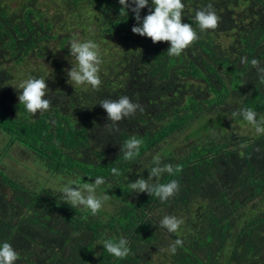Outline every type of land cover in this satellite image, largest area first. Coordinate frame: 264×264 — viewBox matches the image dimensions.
Wrapping results in <instances>:
<instances>
[{
	"label": "trees",
	"instance_id": "trees-1",
	"mask_svg": "<svg viewBox=\"0 0 264 264\" xmlns=\"http://www.w3.org/2000/svg\"><path fill=\"white\" fill-rule=\"evenodd\" d=\"M52 3L59 11L99 6L96 21L84 16L75 26L84 41L118 39V51L101 55L99 90L56 92L50 83V109L32 117L19 104V89L6 85L10 74L2 59L41 56L53 39L66 52L77 34L69 33L70 20L61 13L32 4L16 12L0 0V133L8 135L0 149V244L12 245L15 264H160L153 258L159 251L169 264H264V134L230 130L242 119L234 111L264 115V83L251 67L253 58L264 66V0H182V23L199 39L179 57L167 54L168 42L133 34L134 14H122L118 0ZM208 4L221 20L217 29L200 33L195 11ZM146 14L142 9L141 18ZM231 31L225 45L217 39ZM121 96L144 111L110 131L99 102ZM133 136L142 143L128 161L120 149ZM10 147L27 162L9 155L22 164L20 173L5 161ZM157 155L181 169L152 181L179 182V192L164 202L128 186L148 178ZM97 177L106 182L96 195L110 196L97 215L63 202L65 184ZM166 215L183 219L179 232L159 226ZM120 238L130 248L123 259L103 248V241ZM177 238L183 246L173 255L168 248Z\"/></svg>",
	"mask_w": 264,
	"mask_h": 264
},
{
	"label": "clouds",
	"instance_id": "clouds-1",
	"mask_svg": "<svg viewBox=\"0 0 264 264\" xmlns=\"http://www.w3.org/2000/svg\"><path fill=\"white\" fill-rule=\"evenodd\" d=\"M118 2L121 5L120 12L122 14L127 16L129 10L134 14L133 18L136 24L131 28L132 33L150 38L153 44L168 42L167 54L171 57H179L184 50L199 39L196 29L191 24L182 23L185 7L182 0H150V6L149 0H118ZM144 8H148V14L141 18L140 12ZM194 20L198 25L199 32L203 33L207 30L217 29L221 17L216 14L212 4H208L195 11ZM69 45V54L74 57L75 63L71 64L70 69L65 70L67 83L72 86H82L85 90L89 86L93 90H99L102 83L99 75L102 64L99 45L90 39L81 41L78 38L72 39ZM241 62L247 63V58L242 57ZM251 67L256 70L259 81L264 83V66H261V62L253 58ZM45 81L46 79L43 77L30 76L19 85V104H22L25 111L32 117L48 111L51 107V100L46 98L49 89ZM99 105L107 114L109 122L104 126L110 131L125 118L135 115L137 111H144L141 104L132 102L127 96H121L115 100L103 99ZM232 116H241L255 129L256 134H264V117L258 120L257 113L251 108H241L234 111ZM141 143L142 141L135 136L124 142L120 150L124 152L126 160L131 161L139 155ZM153 164L154 166L148 171L147 179H137L128 186L133 193H146L148 196H155L164 202L179 192V182L171 180L168 183H152V181L159 179L165 173L173 175L181 169L179 165L163 163L159 155L153 158ZM111 171L113 175H119L116 168H112ZM105 182L103 177H97L92 183L80 184L71 181L60 189L62 200L72 208H82L95 216L102 209L104 202L110 198L106 193L101 197L96 195L97 188ZM183 223L182 218L166 215L161 219L159 226L169 233H177ZM128 243V240L124 238H120L117 242L105 240L103 248L111 256L123 259L130 253ZM182 246L183 240L177 238L169 245L168 251L174 255L177 248ZM18 258V253L10 243L0 244V264H15Z\"/></svg>",
	"mask_w": 264,
	"mask_h": 264
},
{
	"label": "rangeland",
	"instance_id": "rangeland-1",
	"mask_svg": "<svg viewBox=\"0 0 264 264\" xmlns=\"http://www.w3.org/2000/svg\"><path fill=\"white\" fill-rule=\"evenodd\" d=\"M55 1V0H54ZM53 0H2V2L9 3L12 6L13 11H20L22 5H28L32 4L33 6H39L43 10H47L50 15L53 13H61L62 16L70 20L69 21V33L71 34H77V37L79 40L84 41L83 38L84 33L83 31L79 30V27L75 26V23L78 21H81L84 16H93L94 21H96L97 17H99V12L97 11L99 6H96V3H94L95 7H87L86 5H82V7L72 11L70 8L65 9L64 7H60V11L56 8V6L52 3L54 2ZM82 10V11H80ZM72 25V26H71ZM91 30V28H88ZM89 30V31H90ZM86 31V30H85ZM88 31V30H87ZM87 32L92 35L90 32ZM232 36V31L231 35L227 33H222V36H218V40L222 44H226L228 40H230V37ZM95 42L99 45V53L100 56L105 54L109 55L110 52L115 54L116 51H118L117 45L119 43V40L112 37V38H105L103 39H98L95 40ZM47 45L49 46L48 50L43 55H37L35 53L28 55L22 62L20 63H15L14 61L10 60L8 56L6 58H3L1 61L3 69L10 74L8 78H6V85L9 87V89L14 90L15 88L19 89V85L28 77H35V78H45L46 79V84L49 85L50 83L52 84L51 87L57 92L58 90L61 89H84L82 86H72L71 84L67 83V75H66V69L71 68V64L75 63L74 57H72L69 54V44L67 42V50L68 51H63L60 46L58 45V40L53 39L49 42H47ZM118 55L116 56V58ZM9 79V80H8ZM189 81V80H188ZM264 117V115H257V119L259 120L260 118ZM230 130L236 134H244V135H252L256 134L255 129L249 125L246 121L241 119L239 122H233L232 123V128ZM8 137V135H6ZM4 139V136L0 133V149L5 142L8 139ZM2 139H4L2 141ZM12 147V146H11ZM9 148L10 151H8V154L5 156V161L7 163H13L14 168L16 172H21L22 171V164L21 163H15L13 159L9 158V155L11 154L13 157H16L20 160H23L20 157H18L19 153H17V150L15 147L13 149ZM12 150V151H11ZM5 153V152H4ZM23 162L27 163L26 161L23 160ZM161 210L156 209V213L160 212ZM167 240V239H165ZM161 255V256H159ZM169 256L161 253H156L153 255V258L155 259V263L160 262V264H169V261L167 258ZM170 260V259H169ZM157 261V262H156ZM171 264V263H170Z\"/></svg>",
	"mask_w": 264,
	"mask_h": 264
}]
</instances>
